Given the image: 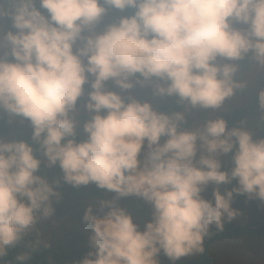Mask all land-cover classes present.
<instances>
[{
	"label": "clouds",
	"instance_id": "9594fccd",
	"mask_svg": "<svg viewBox=\"0 0 264 264\" xmlns=\"http://www.w3.org/2000/svg\"><path fill=\"white\" fill-rule=\"evenodd\" d=\"M246 58L264 71V0H0V110L31 129L0 137V260L53 216L61 182L114 194L85 207L72 264H175L239 214L234 196L264 204V136L224 115ZM254 99L264 122V86ZM125 197L151 206L142 229Z\"/></svg>",
	"mask_w": 264,
	"mask_h": 264
},
{
	"label": "rangeland",
	"instance_id": "374dc122",
	"mask_svg": "<svg viewBox=\"0 0 264 264\" xmlns=\"http://www.w3.org/2000/svg\"><path fill=\"white\" fill-rule=\"evenodd\" d=\"M240 63L243 66L242 77L249 80V87L229 102L231 110L247 105L255 90L264 86V71H257L247 58ZM136 91L143 93L146 90L137 89ZM173 104L169 102L160 106L168 110L173 108ZM230 111L224 113L229 126L238 124L241 120L232 118ZM0 112L5 115L9 129L6 135H0V137L4 139L29 138L31 129L27 121H22L19 117H10L2 110ZM203 115L202 110H193L188 116L187 123L191 124ZM242 118L246 121V126L253 133L254 138L264 136V122L260 120V111L256 109L255 112L244 115ZM40 174L49 180L61 175L58 166L51 168L42 166ZM57 187L61 192V199L53 201V216L40 219L34 228L26 233L25 239L35 247L46 249L51 264H72L74 260L83 257L89 248L88 232L82 221L85 207L89 203L95 205L99 198H110L114 194L101 193L92 184L77 189L61 182ZM223 187H231V185L222 186V190ZM210 194L211 186L205 195L210 196ZM119 203L132 214L134 222L141 229L144 222L150 219L151 206L143 200L136 197H125L121 198ZM232 207L239 209V214L232 220L225 219L222 231H218L215 225H212L204 239V244L208 241L206 252L213 259L210 264H264V232L254 231L258 224L264 226V204L258 200H248L243 195H236L232 201ZM93 210L95 211V207ZM238 226L248 227L247 229H252V231L244 229L235 234ZM194 257L203 258L201 254ZM158 258L160 264H173L163 253ZM186 259L187 257L181 258L175 264L185 262Z\"/></svg>",
	"mask_w": 264,
	"mask_h": 264
},
{
	"label": "trees",
	"instance_id": "16d2710c",
	"mask_svg": "<svg viewBox=\"0 0 264 264\" xmlns=\"http://www.w3.org/2000/svg\"><path fill=\"white\" fill-rule=\"evenodd\" d=\"M173 107H175V104H173ZM256 109L257 111H259L253 94L250 97L249 103L247 105L231 110L230 115L232 118L235 119L239 118L240 120H243L242 117L244 115L251 114L255 112ZM8 131L9 129H8L6 117L2 112H0V135H6ZM258 226H260L261 228H259ZM247 228L248 227L244 228L243 226H238V228L235 230L234 233L238 234L244 231V229H246V231H252V229H247ZM254 231L259 233L264 232V226L258 224L257 229H255ZM207 243L208 241H206V243L204 244V249L206 248ZM25 252H30V256H31L30 260L26 261L25 264H51L48 255L46 253V249H44L43 247H35L25 238L16 247L9 249L8 255L5 256L2 260H0V264H15L14 257L17 254H22ZM201 257L203 258L189 256L187 257L185 262L179 264H210L213 261L210 255L207 254L206 249L204 250V253L201 254Z\"/></svg>",
	"mask_w": 264,
	"mask_h": 264
}]
</instances>
